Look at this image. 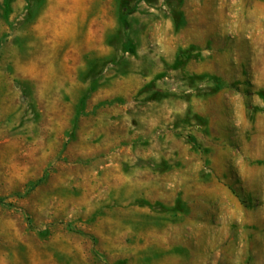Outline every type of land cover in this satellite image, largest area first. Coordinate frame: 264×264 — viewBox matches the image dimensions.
Returning <instances> with one entry per match:
<instances>
[{
  "label": "rangeland",
  "instance_id": "374dc122",
  "mask_svg": "<svg viewBox=\"0 0 264 264\" xmlns=\"http://www.w3.org/2000/svg\"><path fill=\"white\" fill-rule=\"evenodd\" d=\"M0 264H264V0H0Z\"/></svg>",
  "mask_w": 264,
  "mask_h": 264
}]
</instances>
